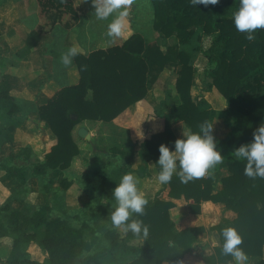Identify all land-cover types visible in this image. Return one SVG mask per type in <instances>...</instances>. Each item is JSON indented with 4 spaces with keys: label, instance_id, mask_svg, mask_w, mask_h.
Masks as SVG:
<instances>
[{
    "label": "trees",
    "instance_id": "trees-1",
    "mask_svg": "<svg viewBox=\"0 0 264 264\" xmlns=\"http://www.w3.org/2000/svg\"><path fill=\"white\" fill-rule=\"evenodd\" d=\"M38 3L43 14L54 15L52 23L64 12L70 13L74 21L78 19L70 0H38ZM150 4L152 30L160 40L171 39L173 43H166L163 49L134 32L121 45L74 56L79 82L61 88L37 108L39 119L47 124L57 143L43 161L32 164V172L43 175L48 170L67 169L80 152L72 136L77 124L85 120L112 122L143 100L165 69H172L176 74L175 96L167 94L160 104L165 111L163 130L138 141L141 163L152 162L158 173L159 165L155 163L160 155L159 146L164 144L171 150L177 139L172 120H180L188 130L199 132L202 123L213 124L217 118L218 111L202 96L191 94L196 75L193 57L198 54L207 62L208 68L203 71L207 90L215 88L224 98L223 113L231 119L226 137L216 140L223 156L216 166L224 165L228 172L221 178V188H217V175L212 168L206 175L187 182H181L174 174L148 200L143 216L133 214L132 218H139L149 226L147 237L111 230L105 233L108 247L94 253H87L84 223L76 228L67 219L45 215L41 209L26 215L6 203L0 207V245L1 240L9 238L12 249L19 253L12 260L0 256V264H101L113 252L115 264H179L205 232L203 226L176 228L169 210L175 206L172 200L181 198L190 201L189 211L195 215L200 213L202 202L223 204L235 218L210 225L208 230L217 232L220 239L223 228H236L242 237L239 247L255 264H264V177L246 176V161L235 156V149L251 142L253 132L264 123V29L254 30L252 40L247 39L246 32L236 29L233 12L238 10L239 0H220L207 7L202 4L196 7L191 0H150ZM27 43L31 45L29 40ZM4 101L11 105L9 112L17 110L8 92L0 90V106ZM19 152L26 159L30 156L28 148H20ZM109 152L124 155L115 147ZM0 167L10 176L24 179L20 169ZM68 186V181H61L63 189ZM165 190L169 200L160 199ZM131 241L141 243L132 245ZM30 244L47 254L43 261L31 259L26 252ZM204 260L206 264H234V258L223 254L220 246Z\"/></svg>",
    "mask_w": 264,
    "mask_h": 264
},
{
    "label": "crops",
    "instance_id": "crops-1",
    "mask_svg": "<svg viewBox=\"0 0 264 264\" xmlns=\"http://www.w3.org/2000/svg\"><path fill=\"white\" fill-rule=\"evenodd\" d=\"M70 1L77 14V21L72 19L70 13L64 12L58 16L59 18H56L55 23H52L54 15L51 17L49 14H43L38 0H0V90L8 92L17 109L15 112H9L11 105L7 101H4L0 106V165L20 169L24 176L23 180L17 179L0 167V207L8 203L11 209L19 210L26 215L41 209L45 215L51 216L50 213H55V216L52 217H61L63 214L78 211L86 200L84 188H81L82 185L77 182L81 173L74 167L80 152L72 159L71 165L67 169L48 170L43 175H34L32 172V164L43 161L44 155L57 143L56 136L47 124L39 119L37 108L46 104L61 88L76 85L80 79L73 58L70 64L65 65L61 60V54L70 47L76 46L80 49L79 54L87 55L98 49L121 45L134 32L142 34L139 32L142 27L141 23L138 21L132 23L129 14L126 18L127 27L122 35L110 37L107 34V26L115 13L106 19H97L92 0ZM145 7L151 14L147 20H149L152 32L151 4L145 5ZM52 12L56 13V11ZM66 23L68 26L65 25ZM28 40L31 45L27 43ZM200 88L204 90L200 92L199 97L202 96L211 107L215 104L216 106L222 105V110L226 109L224 98L215 88L207 90L204 81ZM148 96L149 94L143 100L127 108L110 123L85 120L77 124L73 129L72 136L79 151L82 150L85 143L83 140L93 141L97 136L105 135L100 130L102 127L111 126L127 131L133 129L135 123L144 118L153 130L151 132L162 131L163 117L150 112V106L147 103ZM212 108L217 111V108ZM151 115L153 116L150 117ZM175 121L182 122L177 119ZM154 127L155 129H153ZM81 128L86 130L88 138L79 137L78 130ZM172 130L174 132V126ZM226 130L225 134L220 137V133H215L219 140L228 134V126H226ZM20 148L30 150V156L27 159L19 152ZM11 154L15 155L14 159H11ZM19 160L24 164L16 165ZM139 162H141L140 159ZM146 165L148 173H145L143 177H138L140 179L148 178L149 174L151 180L155 182L157 193L161 189V183L156 178V169H151V167L153 168L152 162ZM224 167L222 165L217 169L222 171ZM216 175L217 188L220 189L221 178L227 176L228 172L225 168L221 175L218 171ZM62 180L69 182L66 189L61 187ZM164 192L167 195V190L161 193ZM162 200H169V198ZM173 201L176 205L170 210V217L177 213V209L182 204L187 206V202L183 198ZM219 215H223L226 220L235 218V214L223 204L212 202H202L201 213L199 215L190 214L188 220L186 216H178L180 229L194 226L205 228V232L198 236L197 242L194 243L191 253L186 255L179 264L195 262L194 255L197 254L195 251L197 246L201 251L204 249L203 257L214 253V248L219 245H213L212 240L213 238L219 240V236L217 232H210L207 228L212 224L211 220ZM185 222H189V224L184 226ZM4 244L8 245L7 248H12L9 238L1 240L0 250ZM26 252L34 258L33 260L39 262L47 256L35 244H30ZM0 256L7 260L1 251ZM247 258L243 264H255L254 260ZM234 264H237L235 259Z\"/></svg>",
    "mask_w": 264,
    "mask_h": 264
},
{
    "label": "rangeland",
    "instance_id": "rangeland-1",
    "mask_svg": "<svg viewBox=\"0 0 264 264\" xmlns=\"http://www.w3.org/2000/svg\"><path fill=\"white\" fill-rule=\"evenodd\" d=\"M145 5H150V0H132V4L129 6V19L130 21H132V23L134 21H138L139 23H141L142 27L139 31L142 33L141 35L149 42H156L164 49L165 44H172L173 40L170 39L168 41H162L157 37L154 31H150V23L147 19L150 18L151 14L150 12H148V8H146ZM193 65L196 69V75L192 87V95L199 97L200 92L204 90L200 88L204 76L203 71L207 69L208 66L206 59L198 54H195V56L193 57ZM175 79L176 74L172 69H165L164 72L160 74L159 79L151 88L150 93H148L149 96L147 98V103L150 106V112H152V114L154 113L156 115H159L161 118L163 117L165 111L161 109L160 104L162 101H164V99L167 98V94H170L173 97L175 96ZM212 107L217 108L218 111L217 118L213 123V135L215 137V140H217L218 138L215 133H220L219 137L224 135L227 131L226 126H229L231 124V119L224 115L222 105L216 106L215 104H213ZM152 116L153 115H151L150 117ZM175 120L176 119L172 120L174 133L178 138H183V130L188 131V128L182 122L180 123ZM135 124L136 125L133 129L127 131L119 130L111 126L102 127L100 130L105 135H99L97 136V138L93 139V141L83 140L85 143L83 144L82 150L80 151V154L75 161L74 167L81 173V175L77 179V182L79 185H82L81 188H84L86 200L84 205L80 209H78V211L71 212V214H63L61 215V217L67 219L70 224L76 228H80L83 223L87 225V227L84 229L85 240L87 243V253L102 252L105 248L108 247V242L105 239L106 232L114 230L119 232L120 234H124L122 229L112 226L110 219V213L116 206V202L112 196V192L116 185L119 183L121 176L128 172L133 173L137 177L140 176L141 173H143V175L145 173H148L147 165L143 166V164L139 162L138 141L141 138L148 137V135L153 133L151 132L153 130L149 127L147 120H144V118H142ZM153 129H155V127ZM217 130L218 132H216ZM112 147L117 148L124 155L111 154L109 152V149ZM20 164H24V162L21 160L16 162V165ZM154 168L155 166L153 164V168L151 167V169L153 170ZM212 170L215 173L218 171L221 175V173L224 172L225 167L222 171H219V169H217V166L215 165L214 167H212ZM151 179L152 178L149 174L148 178H139L140 183L138 187L145 194L148 200H152L157 191L155 182ZM165 195V192L161 193L160 199L162 200L168 197L167 195V197ZM186 202L187 206L182 204L177 209V213L174 214L173 217L171 216V220L175 223L177 229H180L178 216H186L188 220L191 214L189 211L190 201ZM173 203L175 204L174 201ZM50 214H52L51 216H55V213ZM224 219L225 218L223 215H219L215 217L214 220H211L212 224H210L213 225ZM188 224L189 222H185L184 226ZM140 243L141 242L138 241H131L132 245H138ZM3 246L4 247H2L0 251L4 256L7 257V259L12 260L17 257L19 250L7 248L8 245L5 244ZM198 247L199 246H197V248L195 249L197 254L194 255L196 261H193V263L189 262V264H206L204 260L205 257H203L204 249H202L201 251ZM115 255L116 252H113L112 254L105 256L101 260V264H115ZM31 258L34 259L33 257Z\"/></svg>",
    "mask_w": 264,
    "mask_h": 264
},
{
    "label": "clouds",
    "instance_id": "clouds-1",
    "mask_svg": "<svg viewBox=\"0 0 264 264\" xmlns=\"http://www.w3.org/2000/svg\"><path fill=\"white\" fill-rule=\"evenodd\" d=\"M220 0H191L197 5H216ZM94 13L97 19H106L114 14L107 26L110 37H119L127 27L128 7L132 0H92ZM233 21L236 29L247 33V39H254L256 29H264V0H239L238 10L233 12ZM80 49L70 47L61 54L62 62L70 64L72 58ZM213 124L204 122L199 132L183 130V138L174 142L170 150L167 145L159 146V158L155 164L159 165L157 180L161 184L169 183L173 175L179 176L181 182L204 176L213 166L219 164L223 156L217 148L213 135ZM237 159L245 160L244 174L248 177H264V123L253 132L251 142L242 144L235 149ZM179 167V171L177 168ZM140 180L133 173L128 172L121 176L119 183L113 189L112 196L116 202L110 213L113 227L120 228L123 233L129 231L139 237H147L149 226L139 218H132L133 214L143 216L145 206L149 203L145 194L139 189ZM213 245H219L225 255H231L237 264L247 261V255L239 245L242 237L232 226L225 227L220 232V239L213 238Z\"/></svg>",
    "mask_w": 264,
    "mask_h": 264
},
{
    "label": "water",
    "instance_id": "water-1",
    "mask_svg": "<svg viewBox=\"0 0 264 264\" xmlns=\"http://www.w3.org/2000/svg\"><path fill=\"white\" fill-rule=\"evenodd\" d=\"M78 135H79V137H81V138H88V136H87V132H86V130L83 129V128H81V129L78 130Z\"/></svg>",
    "mask_w": 264,
    "mask_h": 264
}]
</instances>
